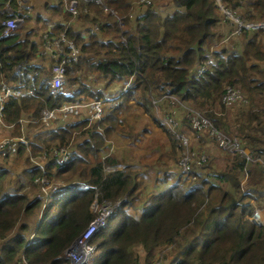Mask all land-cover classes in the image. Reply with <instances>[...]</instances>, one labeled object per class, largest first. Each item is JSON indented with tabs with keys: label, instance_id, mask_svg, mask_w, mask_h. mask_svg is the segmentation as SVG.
<instances>
[{
	"label": "trees",
	"instance_id": "trees-1",
	"mask_svg": "<svg viewBox=\"0 0 264 264\" xmlns=\"http://www.w3.org/2000/svg\"><path fill=\"white\" fill-rule=\"evenodd\" d=\"M76 2L78 14L72 19L63 0H45L48 19L40 27L42 35L29 27L4 38L7 8L16 11L18 5L16 0H0V82L33 91L8 99L0 117L7 129L0 141H9L0 148V264H70L65 251L95 218L90 206L96 189L97 200H124L93 237L95 252L87 264H150L154 257L162 264H264V225L250 220L264 207L263 169L248 166L259 182H249L250 195L240 186L245 162L237 154L222 152L226 157L220 165L209 163L208 157L203 166L192 165L187 176L180 174L181 141L155 111L175 97L193 102L201 115L238 138L252 156L263 153L264 28L236 33L217 0ZM219 3L242 22L264 23V0ZM228 27L226 37H231L222 38ZM63 32L79 56L65 64L69 93L54 96L50 69L64 53H57V62L43 56L42 36L50 39ZM210 53L214 63L206 62ZM201 63L206 71L196 77ZM100 79L105 85L123 82L124 87L110 93L119 103L103 107L99 120L87 113L58 117L49 126L41 121L44 109L65 103L88 109V102L103 101ZM227 87L238 88L247 102L226 107L222 97ZM131 105L161 129L164 149L143 155L130 151L129 159L119 158L117 152L106 156L113 134L127 137L131 144L138 139L134 127L124 129V112ZM179 125L190 129L188 118ZM190 131L195 135L188 136L190 145L197 147L192 150H206V133ZM61 150L67 152L65 163L59 162ZM18 161L19 179L11 170ZM42 176L68 185L49 194L39 220L41 188L47 186L37 181ZM84 184L95 189L86 190ZM204 204L206 217L201 213ZM133 247H141L146 256L140 260Z\"/></svg>",
	"mask_w": 264,
	"mask_h": 264
},
{
	"label": "built area",
	"instance_id": "built-area-1",
	"mask_svg": "<svg viewBox=\"0 0 264 264\" xmlns=\"http://www.w3.org/2000/svg\"><path fill=\"white\" fill-rule=\"evenodd\" d=\"M87 1V0H84ZM18 8L16 11L7 8L10 17L3 22V32L2 37L6 38L11 36L12 34L19 32L24 26V20L27 17V13L25 12L26 7L20 5L21 0H16ZM64 9L66 12L72 15V19H74L78 14L77 2L76 0H63ZM219 0H217V4ZM220 9H224L221 5H219ZM229 15V14H226ZM230 20L236 27V33L241 32L242 29L247 30H257L258 28H264V23H245L242 22L239 18L230 17ZM48 34L44 35L46 39L44 43V49L42 54L50 59L58 61L57 53H64L63 59L60 60L58 64H54L50 69V77H49V86L51 93L54 96L65 94L66 91L65 83H66V68L65 64L71 62V60H76L79 56V50L74 46V44L65 38L64 32L55 38L47 39ZM64 44V45H63ZM214 58L212 53L208 55V60L206 62L213 63ZM206 70L205 64L201 63L197 67L195 71V76L202 75ZM32 90H22L20 88H14L4 83L0 82V117L2 116L5 102L10 98H23L32 95ZM175 99V98H174ZM176 100V99H175ZM177 101V100H176ZM224 105L226 107H230L239 102H246V98L240 93L239 90L232 87H227L225 90V94L222 99ZM171 103V102H170ZM87 113L90 114L91 119H100L103 115V102L101 100L88 102L86 105ZM83 106L79 104L73 103H65L59 109L49 110L44 109L41 111V121L49 126L52 124L58 117H61L62 120L68 118L69 116H76L79 114L80 109ZM200 113V112H199ZM1 121V118H0ZM164 123L169 126H172V120L170 117H166L163 119ZM188 123L190 124V128L196 132H205L207 138L211 140L219 150L224 153L237 154L242 157L245 162L244 175L240 182L241 189L245 195H250L252 192L247 182H250V174L248 171V166L251 165H259L263 169V177H264V152L259 153L255 156L249 152L247 148H243L241 141L238 138H229L222 131L217 129L213 122L207 117L198 114V116H194L192 118H188ZM174 132L175 129L171 128ZM177 137L180 139L182 147L184 149L182 158L178 162L179 170L182 174L188 175L192 165L201 166L206 157L199 153L201 152H190L188 149V141L186 137L182 134H177ZM9 141L7 139L0 141V148L5 147ZM68 159L67 153L65 150H61L60 154V163L66 162ZM39 181L43 185L42 191L44 192L45 197L48 195V189L51 188V191L56 190L58 186H53L49 183L48 180L44 178H40ZM85 189L90 188L89 185H84ZM264 193V187L262 189ZM98 193V189H96V195ZM121 204V200L110 201V200H95L93 201L90 209L93 211L94 208L99 206V209L95 213V218L89 222L86 228L80 233V235L73 241L72 245L66 249L65 255L68 258L70 264H87L94 253V245L92 244L93 237L99 232L101 228H103L107 222V219L118 209ZM258 210L255 212L254 216H258ZM257 224L264 223V218L260 219L258 217L253 220ZM173 264H177L175 261Z\"/></svg>",
	"mask_w": 264,
	"mask_h": 264
},
{
	"label": "rangeland",
	"instance_id": "rangeland-1",
	"mask_svg": "<svg viewBox=\"0 0 264 264\" xmlns=\"http://www.w3.org/2000/svg\"><path fill=\"white\" fill-rule=\"evenodd\" d=\"M33 1L34 2H32V5H33L32 8L29 7V8L25 9V12L27 14L32 9L30 11V16H29L30 21L26 22L25 27H23L22 29H23V31H25L29 27H32L33 30H36L37 32L39 31V34H40L42 31V28H40L41 25L44 23L45 20L48 19V16H47V14L43 8V4L45 3V0H33ZM54 2H56V0H54ZM25 3L30 4V2H28L27 0L25 1ZM218 4L221 5L220 3H218ZM220 10L225 15L229 14V15H226V17L229 20H230L231 16H233V18H236L230 11H228L226 9H220ZM39 15H40L41 20L37 21L36 18ZM120 24H122V21L120 22ZM230 29H231V27L230 28L228 27V28L223 30L224 32H223L222 38H225L228 35V32L230 31ZM44 35H43V37H44ZM229 38L226 37V39H229ZM228 42H229V40H228ZM225 43L226 42H223L221 47H224ZM49 65H50V63H49ZM87 81H90V82L92 81L91 79H89V76L87 77ZM106 82L104 80L101 81V79H100V82L98 83L99 88H100V84H102L100 91L104 95L103 107H105L106 105H108L110 103L111 104H113V103L118 104L119 99L116 96L111 95L110 93H113L114 90H118L121 92L122 88L124 87L123 82L105 85ZM99 88L95 87L96 90H98ZM236 89L239 90L238 88H236ZM64 90H65V88H64ZM74 92H75V90L72 91V93H74ZM240 93L242 94L241 91H240ZM115 95H117V92H115ZM223 96H224V94H223ZM175 99H172L171 103L166 102L167 103V104L165 103L166 106L157 105L156 106L157 108L155 110L156 114H157L158 118L161 119L162 122H163V119L166 118L167 116L171 118L173 123H172V126L170 128L168 126V128L169 129H171V128L175 129L177 131V133H179V134L182 132L189 140V146H188L189 151L193 152L192 149L196 150L197 147L192 148V144L190 145L191 142H190L189 137L192 139V137H195V135L190 131V129L187 126L184 125L185 127H187V129H186L182 126L183 124L182 125H179V124L182 123L184 118L190 119L194 116H198V114H200L199 110H198L199 108L197 109V107L194 105L193 102H190V101L189 102H180L176 97H175ZM152 100H155V98H152ZM157 102H159V101H157ZM153 109H155V108L153 107ZM203 110L206 112L205 109H203ZM140 111H141V109L131 105L126 110V112H124L125 116L123 118L124 129L129 131L130 127H134L136 130V133H138V139L133 144H131L130 140L127 137H122L121 135H119V133L113 134L110 137L111 143H110V147L107 149L106 156L111 154L112 152H117V155L119 158L123 156L125 159H129V157H130L129 152L130 151L132 153H139V154L143 155L144 151H146L145 149L160 150V151L163 149V147L165 146L164 141H166V139H165L166 137H165L164 133L161 131V129L157 128L156 125L153 124V122L150 120V118L147 115H144V116L141 115L140 116V113H139ZM79 114H80V117H84L83 115H87V109H84V108L80 109ZM124 114H120V117ZM143 129H145L146 131H143ZM6 132H7L6 127H3L2 125H0V138H3V136ZM222 132L225 135H227L229 138H236L233 135L226 134L224 131H222ZM208 141H209V143H208L209 146L207 148H205L206 150L202 151L199 154L204 155L206 157V160L204 163H206V161L210 159L208 161L209 163L213 162L216 165L217 164L220 165L221 161L226 156H225V154L222 153L221 150H219L217 148V146L213 142H211L210 140H208ZM183 151H184V149H183ZM183 151H182V155H183ZM208 157H209V159H208ZM181 158H182V156H181ZM11 163H10V165H11ZM204 163L201 166H203ZM21 164H22L21 161H18L16 163H14V162L12 163V169L11 170L15 171L13 178H18V179L21 178V177H19ZM122 166H124V165H122ZM122 166H120L119 169H122ZM133 168H135V167H133ZM18 169H19V171L16 172ZM258 172L260 174L259 170H258ZM179 173L181 174V171ZM258 177H259L261 183H263L262 179H261V175H258ZM249 178H250L251 182H252V179H254L253 182L259 183L258 180H256L254 176H250ZM46 180H48V179H46ZM152 181H153V179L150 178L149 182H148V186L146 188L147 190L151 188ZM188 181H189V179H188ZM62 183H64V182H62L60 180L50 181V184L53 186H58V185H61ZM247 184L250 185L249 181L247 182ZM18 185L19 184H17L16 187ZM98 209H99V206L94 208L93 213H96ZM201 211H202L201 212L202 215L205 216L206 210L204 209V206H202ZM256 217H258L260 219L264 218V207L261 209V211L258 212V216L253 215L250 219L253 221V220H255ZM133 248H134L133 251L139 255L140 260L142 259V257L146 256L144 254L145 251H143V249L141 247H133ZM161 251H163V248L158 251L157 256L160 254ZM159 260L160 259L154 257L153 259L150 260V264H162V263H160Z\"/></svg>",
	"mask_w": 264,
	"mask_h": 264
},
{
	"label": "clouds",
	"instance_id": "clouds-1",
	"mask_svg": "<svg viewBox=\"0 0 264 264\" xmlns=\"http://www.w3.org/2000/svg\"><path fill=\"white\" fill-rule=\"evenodd\" d=\"M213 55V58H214V54H212ZM204 61V60H203ZM214 61H215V58H214ZM214 61H213V63H214ZM199 66V65H198ZM206 71V70H205ZM195 73V72H194ZM195 75V74H194ZM201 76V75H200ZM197 77V76H196ZM199 77V76H198ZM130 83V81L127 83V85ZM65 89H66V86H65ZM69 92H66V95L68 94ZM102 101V100H101ZM103 102V101H102ZM246 102H247V99H246ZM245 102V103H246ZM242 103H244V102H242ZM103 116V115H102ZM99 120V119H98ZM204 150V149H203ZM194 151V150H193ZM195 152H197V151H195ZM67 153V152H66ZM199 153V152H198ZM68 157V156H67ZM65 163V162H64ZM122 166V165H121ZM124 166H122V168H123ZM120 168V166H117V167H114V168H107V170H114V169H119ZM180 172V171H179ZM182 174V173H181ZM184 175V174H183ZM184 176H187V175H184ZM40 178H44L45 179V177H40ZM40 178H38L37 179V181H39V179ZM49 181V180H48ZM68 184H64V183H62L61 185H59V187L56 189V190H54V191H51V188L50 189H48V195H47V197H45V195H44V192L42 191V188H41V191H42V194H43V202H42V206H41V209H40V212H39V215H38V219L40 220V218H41V214H42V211H43V209H44V207H45V205L48 203V201H49V194L50 193H56V192H58L60 189H62V188H65L66 186H67ZM84 185H89V184H84ZM84 185H83V188H84ZM90 186V188H94L95 189V187H93V186H91V185H89ZM249 186V185H248ZM90 188H88V189H90ZM85 189V188H84ZM87 190V189H86ZM95 197H97V195H95ZM95 200V199H94ZM93 200V201H94ZM124 199H122L121 200V202L123 201ZM93 203V202H92ZM92 205V204H91ZM91 207V206H90ZM119 208V207H118ZM92 211V210H91ZM257 211V210H256ZM258 211H260V210H258ZM93 212V211H92ZM116 212V211H115ZM114 212V213H115ZM202 212V211H201ZM114 213L107 219V222L109 221V219L114 215ZM94 215H95V213H94ZM206 215H207V213H206ZM206 215H205V217H206ZM251 220V219H250ZM252 221V220H251ZM107 222H106V224H107ZM253 223H255L254 221H252ZM105 224V225H106ZM255 224H257V223H255ZM257 225H264V223H261V224H257ZM102 229V228H101ZM73 243V242H72ZM72 243H71V245H72ZM70 245V246H71ZM69 246V247H70ZM68 247V248H69ZM67 248V249H68ZM94 252H95V246H94ZM93 255H94V253H93ZM93 255H92V257H93ZM66 256V255H65ZM92 257H91V259H92ZM175 262V261H174ZM173 262V263H174ZM173 263H171V264H173Z\"/></svg>",
	"mask_w": 264,
	"mask_h": 264
},
{
	"label": "crops",
	"instance_id": "crops-1",
	"mask_svg": "<svg viewBox=\"0 0 264 264\" xmlns=\"http://www.w3.org/2000/svg\"><path fill=\"white\" fill-rule=\"evenodd\" d=\"M25 1H26V0H21L20 5L25 6L26 8H29V7L32 8V6H33V5H32V2H34V1H33V0H27L28 2H30V4H26ZM21 30H22V29H21ZM21 30H20V31H21ZM20 31H19V32H20ZM38 33H39V31H38ZM41 33H42V32H41ZM39 35H42V34H39ZM34 40L38 42L39 38H34ZM15 69H16V71H19V68H18V67H16ZM160 146H161V145H160ZM205 148H206V147H205ZM205 148H204V149H205ZM163 149H164V147H163ZM163 149H162V150H163ZM145 150H148V149H145ZM148 151H150V150H148ZM260 211H261V210H260Z\"/></svg>",
	"mask_w": 264,
	"mask_h": 264
},
{
	"label": "bare ground",
	"instance_id": "bare-ground-1",
	"mask_svg": "<svg viewBox=\"0 0 264 264\" xmlns=\"http://www.w3.org/2000/svg\"><path fill=\"white\" fill-rule=\"evenodd\" d=\"M68 23V22H67ZM70 24V23H69ZM43 37V36H42ZM42 48H43V45H42ZM41 48V49H42ZM44 56V55H43ZM191 129V128H190ZM191 130H193V129H191ZM194 131V130H193ZM174 132H176V130H174ZM177 133V132H176ZM177 134H179V133H177ZM181 134V133H180ZM183 134V133H182ZM184 135V134H183ZM185 136V135H184ZM186 137V136H185ZM186 139H187V141H188V145H189V140H188V138L186 137ZM263 219V218H262Z\"/></svg>",
	"mask_w": 264,
	"mask_h": 264
},
{
	"label": "water",
	"instance_id": "water-1",
	"mask_svg": "<svg viewBox=\"0 0 264 264\" xmlns=\"http://www.w3.org/2000/svg\"><path fill=\"white\" fill-rule=\"evenodd\" d=\"M204 209L206 210L205 212L208 214V210H207L208 206H207V204L204 205Z\"/></svg>",
	"mask_w": 264,
	"mask_h": 264
}]
</instances>
